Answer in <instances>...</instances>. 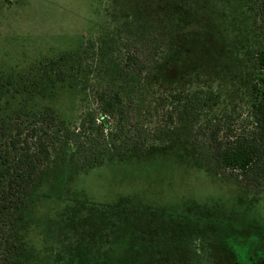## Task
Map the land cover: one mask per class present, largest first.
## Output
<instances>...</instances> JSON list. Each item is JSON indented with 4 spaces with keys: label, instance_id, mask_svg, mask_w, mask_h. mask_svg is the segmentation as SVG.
<instances>
[{
    "label": "rangeland",
    "instance_id": "obj_1",
    "mask_svg": "<svg viewBox=\"0 0 264 264\" xmlns=\"http://www.w3.org/2000/svg\"><path fill=\"white\" fill-rule=\"evenodd\" d=\"M137 4L148 9L144 26ZM263 27L256 0H0V150L9 135L32 144L42 118L51 123L59 114L79 128L82 115L99 117L92 82L101 77L87 76V66L115 65L128 48L139 49L142 35L150 46L159 42L146 79L122 94L146 150L127 148L122 125L110 120L97 165L55 151L25 205L29 257L37 264H264V194L219 169L211 139L198 134L219 131L222 139L247 118ZM89 39L102 51L92 58L96 44L89 46L87 74L73 80L89 83L90 99L80 105L81 97L59 91L50 60Z\"/></svg>",
    "mask_w": 264,
    "mask_h": 264
},
{
    "label": "trees",
    "instance_id": "obj_2",
    "mask_svg": "<svg viewBox=\"0 0 264 264\" xmlns=\"http://www.w3.org/2000/svg\"><path fill=\"white\" fill-rule=\"evenodd\" d=\"M256 2L264 25V0H256ZM146 10H148L146 5L135 6L134 12L141 18L140 26H144L145 22L149 21L144 14ZM181 11L184 12V8ZM175 13L178 14V10H175ZM178 25L174 24V32L178 30ZM163 30L164 27L162 32ZM92 41L89 39L75 51L59 53L50 60L51 66L58 71L56 79L59 82V91L75 95L76 98L81 97L80 105L90 99L89 83L88 80H83L85 84L73 80L87 74L82 66V58L88 53L89 46L96 44V47L91 49L92 58L98 57L99 52L102 51L100 44L96 40ZM151 42L149 35L146 37L142 35L139 49L128 48L123 60L115 65L109 62L110 67L106 69L101 66H96L95 69L87 66L90 71L87 76L95 72L101 77L92 82L93 88L99 87L93 93L99 117L94 113L82 115L79 118L81 121L79 128L74 127L59 114L55 122L51 123L42 118L40 127L42 133L37 132L36 128L33 129L36 135L32 144L22 136L9 135V144L5 150L1 149L4 153L1 154L0 150V264H37L38 262L36 257L33 259L29 257V245L25 240L27 228L23 215L26 211L27 199L32 195L38 178L46 166L54 159L55 151L62 150L73 159L82 160L81 163L86 168L97 165L101 154L106 151L105 144L99 146L97 142L104 137L103 128H110V120L122 125L120 130L127 148L134 146L141 151L146 150L147 141L140 136L141 129L136 132L140 133L139 136L132 133V124L129 123H133L134 119L130 115L134 113L125 105L122 94L124 89L132 87L136 82L140 83L149 74L151 63L157 59L160 52L159 42L155 37L154 46L149 45ZM258 45L253 55L255 75L249 86L247 118L239 128L227 127L222 139L219 138V131L210 130L208 135L201 130L198 134L203 133L205 137L211 139L212 159L219 169L236 178L244 188L264 194V27ZM167 54L169 55V51ZM50 109L47 112H50ZM124 125L126 128L128 126L129 133L125 131ZM96 134L100 136L97 137ZM110 137L113 138L114 135L110 134ZM110 229L108 233L109 231L113 233V227ZM99 263L94 262V264Z\"/></svg>",
    "mask_w": 264,
    "mask_h": 264
}]
</instances>
